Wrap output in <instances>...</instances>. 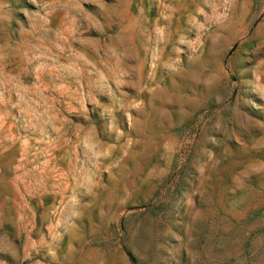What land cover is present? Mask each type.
<instances>
[{
  "label": "rangeland",
  "instance_id": "1",
  "mask_svg": "<svg viewBox=\"0 0 264 264\" xmlns=\"http://www.w3.org/2000/svg\"><path fill=\"white\" fill-rule=\"evenodd\" d=\"M0 264H264V0H0Z\"/></svg>",
  "mask_w": 264,
  "mask_h": 264
}]
</instances>
